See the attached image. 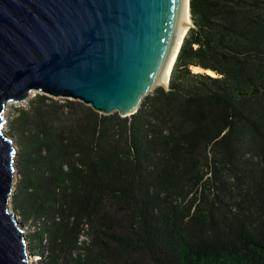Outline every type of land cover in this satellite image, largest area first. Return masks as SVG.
<instances>
[{
    "label": "trees",
    "instance_id": "1",
    "mask_svg": "<svg viewBox=\"0 0 264 264\" xmlns=\"http://www.w3.org/2000/svg\"><path fill=\"white\" fill-rule=\"evenodd\" d=\"M190 13L169 87L135 114L45 94L16 109L13 205L41 225L42 264H264V0Z\"/></svg>",
    "mask_w": 264,
    "mask_h": 264
},
{
    "label": "water",
    "instance_id": "2",
    "mask_svg": "<svg viewBox=\"0 0 264 264\" xmlns=\"http://www.w3.org/2000/svg\"><path fill=\"white\" fill-rule=\"evenodd\" d=\"M193 26L186 0H0V264H30L26 229L10 210L18 147L4 131L6 104L38 91L131 116L156 83L169 87Z\"/></svg>",
    "mask_w": 264,
    "mask_h": 264
},
{
    "label": "rangeland",
    "instance_id": "3",
    "mask_svg": "<svg viewBox=\"0 0 264 264\" xmlns=\"http://www.w3.org/2000/svg\"><path fill=\"white\" fill-rule=\"evenodd\" d=\"M36 94H41V93L38 92V91H33L31 96L27 100H25L23 102H19V103L10 102V103L6 104V109H5L4 113H3V116L5 118L4 131L11 138L14 139L15 144H16L17 147H18V145H17L16 137L10 133V122L13 119V116H14V114L16 112V109L20 108V107H26L29 104V100L31 98H33ZM18 149H19V147H18ZM15 182L16 183L18 182V172H16ZM212 190H214V188H212ZM212 190H211L210 193L214 192ZM10 210L16 212V216L19 217V220L22 221V224H23L24 228L26 229V236H27V239H28V248H29L28 250H29L31 258L34 260L33 264H42L41 259L43 258V261H44L46 259V256H47L46 252L48 251V242L46 240H43L41 242V247H40V244H39L40 254L42 252L44 253V254L39 255L38 251H37L38 247H36L35 243L33 244V242H31V240H30V236L41 229V225L40 224H35L32 221H28V222L25 221L22 218L21 214L19 212H17V210L14 208L13 198H12V200L10 202ZM81 240H82V242L84 243L85 246H89L92 243V237L90 235L86 234V233L81 236ZM108 245L113 248V251L116 253L117 256H119V257H121L123 259H126L128 262H131L132 260H147L148 255L144 251L132 252L130 250L123 249L122 247H120L119 245H117L116 243H113V242L109 243ZM92 253L96 254L95 248L93 249ZM92 253H90L89 251H79V252H77L76 255L77 256H81L82 258H86V256H88V254L93 255Z\"/></svg>",
    "mask_w": 264,
    "mask_h": 264
},
{
    "label": "bare ground",
    "instance_id": "4",
    "mask_svg": "<svg viewBox=\"0 0 264 264\" xmlns=\"http://www.w3.org/2000/svg\"><path fill=\"white\" fill-rule=\"evenodd\" d=\"M188 2H189V3H188ZM186 10H187V16H188V18H189V20H190V23L192 24L191 13H190V0H186ZM188 28H189V27H187V28L185 29V31H184V33H183V35H182V37H181V40H180V42H179V44H178V47H177V50H176V52H175L174 58H173L172 63H171V65H170V68H169V71H168V77H167V85H169L170 74H171L172 69H173V66H174V64H175L176 56L178 55V54H177V53H178V50H179L180 45H182L181 42H183L184 37H185V35H186V32H187ZM155 85H162V86H164V85L161 84V83H156ZM28 252H29V250H28ZM29 263H30V264H33V263H34V260L31 258V256H30V259H29Z\"/></svg>",
    "mask_w": 264,
    "mask_h": 264
}]
</instances>
